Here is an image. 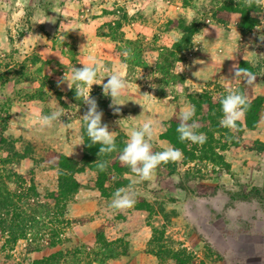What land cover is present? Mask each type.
<instances>
[{"label":"rangeland","instance_id":"obj_1","mask_svg":"<svg viewBox=\"0 0 264 264\" xmlns=\"http://www.w3.org/2000/svg\"><path fill=\"white\" fill-rule=\"evenodd\" d=\"M262 19L264 6L248 8L244 0H0V168L22 175L27 183L33 180L42 199L48 191H58L62 154L44 153L49 149L33 143L32 170L4 165L5 159L17 160L8 152L14 145L6 138L13 137L7 126L12 106L43 100L32 111L39 114L42 108L47 115L60 110L62 120L77 121L83 132L87 106L76 100L74 89L66 84L57 87V81L91 59L119 71L128 81L120 97L126 104L118 106L119 113L110 108L111 99L103 95L102 86L91 90L110 131L123 132L127 141L129 128L151 119L156 123L153 150L163 151L174 147L163 134L179 124L181 109L194 105L193 119L207 137L203 145L188 142L186 155L178 148L182 160L161 164L152 181L137 183L135 206L122 212L111 209L113 196L104 197L97 187L104 183L114 193L138 178L121 165L119 152L100 157L109 162L107 169L100 171L97 164L94 168L100 174L88 169L81 189L97 191L98 202L82 201L80 209L75 196L68 203L70 225L62 243L42 247L19 240L6 245L0 231V264H32L59 250L81 251L74 260L83 259L84 264L88 256L96 258L93 253H101L93 264H264ZM192 23L198 32L190 47L179 52L182 61L171 69L177 77L166 84L155 71L161 48H172ZM126 49L132 51L130 59L123 56ZM233 65L252 73L253 84L246 85L242 77L233 80ZM229 89L255 102L250 112L260 108L254 129L246 126L245 117L238 130L220 126L219 100ZM144 93L153 96L146 98ZM29 142L17 139L15 146L25 151ZM84 153L89 161L99 159L87 148L80 158ZM216 153L227 164L219 163ZM11 188L18 189L15 184Z\"/></svg>","mask_w":264,"mask_h":264},{"label":"clouds","instance_id":"obj_2","mask_svg":"<svg viewBox=\"0 0 264 264\" xmlns=\"http://www.w3.org/2000/svg\"><path fill=\"white\" fill-rule=\"evenodd\" d=\"M244 4L248 8H253V5L261 7L264 6V0H244ZM262 22H264V19H262ZM260 39L264 41L262 36ZM123 56L126 59H130L132 51L126 49ZM82 65L83 67L80 68L73 66L70 75L67 77L64 73L58 79L57 87L66 84L69 90L74 89L76 100L82 101L87 106V111L82 117L86 127V134L90 141L88 146H100L97 153L99 159L95 162L100 171H105L109 162L100 159V157L111 155L117 151L116 138L114 132L109 130V125L102 122L103 112L98 109L97 101L91 96V90L94 85L102 86L103 95L111 99L110 108L115 113H119L120 108L118 106L126 104L120 102V97L126 92L129 85L127 79L119 71H113L96 59H91L90 64ZM230 72L234 73L233 80L242 77L241 81H245L246 85L253 84L255 80L252 73L245 68L239 67V65H233ZM105 73H107L106 76L103 75ZM106 77L108 79L104 83ZM98 80H102V82H98ZM152 87L155 88V84ZM142 95L147 98L152 94L144 93ZM219 103L223 114L219 121L220 126L229 131L238 130V122L245 117L250 106L248 97L239 90L229 89L226 95L220 97ZM141 106L143 107V105ZM63 115L62 111L54 110L50 114L39 116L35 123L41 130L49 129L56 122L63 124L61 119ZM194 116V105L181 109L179 124L176 129L179 134L178 138L181 142L188 141L192 144L203 145L207 137L205 133L198 131L199 124L193 119ZM118 122L119 120L116 121L117 124ZM155 133L156 123L151 119L144 121L138 127L128 129L127 142L120 151L118 158L121 165L126 166L138 180L132 181L126 187L118 188L113 193L109 207L116 212H122L135 206L137 197L135 185L145 181H152L156 175V170L161 164L175 163L183 159L182 151L173 146H169L163 151H154L153 138ZM83 144L85 143L79 145Z\"/></svg>","mask_w":264,"mask_h":264},{"label":"trees","instance_id":"obj_3","mask_svg":"<svg viewBox=\"0 0 264 264\" xmlns=\"http://www.w3.org/2000/svg\"><path fill=\"white\" fill-rule=\"evenodd\" d=\"M196 26V23L186 25L183 37L176 42L172 48H161L160 57L158 58L155 71L162 75L161 80L166 84L170 81H174L172 79L177 77V75L172 73L171 69L176 63L182 61L179 52L181 50L188 49L192 44L193 37L198 32ZM129 44L133 45L134 43L130 42ZM134 57L140 56L134 53ZM128 65L131 67L132 63L129 62ZM254 103H250V105L253 106ZM196 107H198V105H196ZM259 109L260 108H255L253 113L247 110L245 120L246 126L249 129H254L257 124ZM10 117L11 116L9 115L7 124L8 127ZM220 118H222V115L217 116V119ZM177 126L178 123L172 124V127L167 129L162 137L168 139L175 148L182 149L186 155L188 152V141L181 142L179 140V134L176 131ZM122 133L123 132L118 131L115 137L117 152L119 153L122 150V146H124L127 142ZM82 135L85 142L84 148H87V150L94 155L93 158H96L100 146L94 145L89 147L88 143H90V141L88 140L86 130L82 132ZM212 136L213 134L211 133V137ZM6 138L14 145V149L8 152L12 155L14 154L17 160L11 161L9 160L10 158L5 159L4 165L13 163V166L18 168L22 160L33 158L32 156L35 151L31 148V145L33 144L32 142H29L27 145L28 148L26 147L25 151H19V149L15 146L17 139L13 137L10 138L8 136ZM6 138H4L5 141L7 140ZM20 140L22 139L20 138ZM208 154L209 151H205L206 159H209ZM88 155L89 154L85 156L84 153L83 158L75 159L62 154L57 165V169L59 171L58 191H48V194L44 197V199H42L41 193L33 180H31L30 183H27L22 175L0 168V231L5 238L6 245H9L10 243H17L19 240H27L31 245L40 243L42 247H46L47 245L50 247H57L62 243V235H64L66 229L70 225V220L66 216L68 203L73 200L76 194L84 186V184L77 179L76 175L86 172L88 169L93 171L96 170L99 174L101 173L98 169L94 168V165L96 164L95 160L97 159L89 161ZM216 156L218 157L217 160H219V163L227 164L223 155L221 156L216 153ZM12 184H15L18 189L13 190L11 188ZM97 188L101 191L104 197L113 196V193L107 189L104 183L98 185ZM105 190L108 192L107 194ZM112 252L113 251H110L108 254ZM108 254H105V259H108ZM75 255L80 256L82 255V252L78 250L74 252H64L63 250H59L51 253L50 255L34 260L32 264H84L83 259L77 258L78 260H74V258H76ZM100 255L101 253H93V257H96L94 260H92V256H88L87 259L90 258L88 264H93L94 261H99L96 259H98ZM112 257L114 256L110 255L109 258ZM105 259L102 258L101 260ZM103 262L106 263V260Z\"/></svg>","mask_w":264,"mask_h":264},{"label":"crops","instance_id":"obj_4","mask_svg":"<svg viewBox=\"0 0 264 264\" xmlns=\"http://www.w3.org/2000/svg\"><path fill=\"white\" fill-rule=\"evenodd\" d=\"M39 103L43 105L42 101L31 100V102L22 101L12 106L8 127L9 135L16 139H27L32 143L40 144L41 147L44 146L45 149H49L43 151L44 153L58 155L57 152H59L60 155L64 154L75 159H80V156L83 155L82 150L85 147V144L79 145L81 143H85L82 135L81 125L77 123V121L73 122L72 120H62L63 124L56 122L52 128L45 130L39 129L35 122L39 116L43 115L42 108L39 110V114H37V111H32L31 109L32 106L36 107V105ZM21 104L23 108L20 110L18 109L17 105L20 106ZM22 118H24V120H22ZM17 120L20 121L21 126H19ZM117 133L118 131L114 133L115 137ZM47 159H49V157H45V160ZM30 161L31 158L24 159L21 162L22 164L18 166V169L21 170V168H25L22 170L25 172L26 170L33 168V164L30 163ZM88 173V171L79 173L76 177L82 184H85V182L88 180ZM84 191L80 190L76 194V198L80 200H77V202H79L77 205L80 204V209L84 207V204H81L82 201H86L85 203L94 202L96 204L98 202L97 197H95L98 196L97 191H94L93 189H86Z\"/></svg>","mask_w":264,"mask_h":264}]
</instances>
